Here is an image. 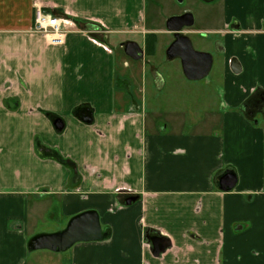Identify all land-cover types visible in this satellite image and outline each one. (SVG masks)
Masks as SVG:
<instances>
[{
  "label": "crops",
  "instance_id": "1",
  "mask_svg": "<svg viewBox=\"0 0 264 264\" xmlns=\"http://www.w3.org/2000/svg\"><path fill=\"white\" fill-rule=\"evenodd\" d=\"M214 5L222 100L184 130L149 119L118 75L110 35L140 32L145 48L148 33L169 34L145 25L146 0H0V264H264V111L250 112L264 97V0ZM37 8L68 22L62 45L33 31ZM87 211L107 239L29 251ZM148 231L170 243L160 256Z\"/></svg>",
  "mask_w": 264,
  "mask_h": 264
},
{
  "label": "rangeland",
  "instance_id": "2",
  "mask_svg": "<svg viewBox=\"0 0 264 264\" xmlns=\"http://www.w3.org/2000/svg\"><path fill=\"white\" fill-rule=\"evenodd\" d=\"M209 1L210 6L206 7L207 4L201 0H184L183 3H178L177 0H146L144 10L145 25L154 30L162 29L165 31V22L170 17L184 13H190L194 16L195 24L191 28L184 29L181 34L190 38L196 51L210 53L214 58L209 76L199 82L197 81L198 83H191L184 77L179 59L169 61L166 57V50L174 41V34L160 35L155 56L146 57L144 61L138 63H133L126 57L123 48L117 50L119 54L117 60L119 63L117 65L118 75L127 79L132 78L134 83L132 90L140 98L143 97L149 119H156L162 123L160 126H183L184 130H190L208 118L207 112H205L208 108L206 101L222 100L220 88H218L221 84V64L220 54L217 50L221 44V36L216 33L219 29L217 22L220 17V12H218L220 10L217 5H214L217 0ZM129 32L127 30L123 34H112L110 35L111 41H117L118 46L128 41H134L141 48H144L143 35L140 32L136 34ZM125 62L137 64L133 75L131 70L125 69V71L123 69ZM155 72L158 73L154 75ZM141 88L143 94H141ZM209 109H216V106L210 105ZM53 223L60 224L54 215L51 219L42 222L36 231L50 230L56 227L51 226Z\"/></svg>",
  "mask_w": 264,
  "mask_h": 264
},
{
  "label": "water",
  "instance_id": "3",
  "mask_svg": "<svg viewBox=\"0 0 264 264\" xmlns=\"http://www.w3.org/2000/svg\"><path fill=\"white\" fill-rule=\"evenodd\" d=\"M180 1V0H179ZM194 25L193 16L185 14L174 16L167 20L166 28L174 34V41L166 50V57L169 61L179 59L184 77L191 82H197L209 76L213 66V56L207 52L196 51L189 37L182 35L184 28ZM127 57L134 61H140L145 56V51L137 43L128 41L122 45ZM82 120L91 124L93 122L92 113L84 110ZM56 129H64L63 122L56 120ZM220 188L223 191H231L237 184L236 175L225 172L219 178ZM137 199L128 198L126 204L130 205ZM108 232L103 231L100 218L97 212L87 211L72 217L66 227L54 233L38 234L28 242V249L34 251H50L53 253H65L77 243L101 242L108 237ZM146 239L153 246V253L160 256L170 246L169 241L161 236L150 237V231L146 233Z\"/></svg>",
  "mask_w": 264,
  "mask_h": 264
},
{
  "label": "built area",
  "instance_id": "4",
  "mask_svg": "<svg viewBox=\"0 0 264 264\" xmlns=\"http://www.w3.org/2000/svg\"><path fill=\"white\" fill-rule=\"evenodd\" d=\"M68 22L37 8L34 17L33 31L47 36L54 45H62L68 33Z\"/></svg>",
  "mask_w": 264,
  "mask_h": 264
},
{
  "label": "trees",
  "instance_id": "5",
  "mask_svg": "<svg viewBox=\"0 0 264 264\" xmlns=\"http://www.w3.org/2000/svg\"><path fill=\"white\" fill-rule=\"evenodd\" d=\"M158 36L156 33H148L145 36V56L146 57H153L156 53V46H157Z\"/></svg>",
  "mask_w": 264,
  "mask_h": 264
},
{
  "label": "flooded vegetation",
  "instance_id": "6",
  "mask_svg": "<svg viewBox=\"0 0 264 264\" xmlns=\"http://www.w3.org/2000/svg\"><path fill=\"white\" fill-rule=\"evenodd\" d=\"M183 1L184 0H177V2L178 3H183ZM201 2H203L204 4H207V6L206 7H209V5H210V1L209 0H201ZM185 14H190V13H184V14H181V15H185ZM181 15H178V16H181ZM190 15H192V14H190ZM193 16V15H192ZM171 18V17H170ZM193 20H194V24H195V19H194V16H193ZM166 23H167V21L165 22V31H167V32H169L168 30H167V28H166ZM191 28V27H190ZM169 34H173V33H170L169 32ZM219 49H220V47H218V51H219ZM260 109V111H264V97H261L260 99H258V100H256L254 103H253V105H252V109H250V112L252 113L253 111H255V110H259Z\"/></svg>",
  "mask_w": 264,
  "mask_h": 264
},
{
  "label": "bare ground",
  "instance_id": "7",
  "mask_svg": "<svg viewBox=\"0 0 264 264\" xmlns=\"http://www.w3.org/2000/svg\"><path fill=\"white\" fill-rule=\"evenodd\" d=\"M184 29H188V28H184ZM184 29H183V30H184ZM183 30L181 31V33L183 32Z\"/></svg>",
  "mask_w": 264,
  "mask_h": 264
}]
</instances>
